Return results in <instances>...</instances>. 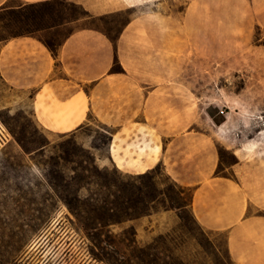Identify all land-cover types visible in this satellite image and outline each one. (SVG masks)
Listing matches in <instances>:
<instances>
[{
    "label": "rangeland",
    "instance_id": "374dc122",
    "mask_svg": "<svg viewBox=\"0 0 264 264\" xmlns=\"http://www.w3.org/2000/svg\"><path fill=\"white\" fill-rule=\"evenodd\" d=\"M71 3L52 0L37 7L45 14L53 11L54 19L46 17L43 27H53L38 31L36 37L56 47L82 28L115 37L136 12L127 8L88 18ZM140 8L158 17L171 16L174 48L166 70L197 101L195 130L211 134L214 124L223 125L216 145L217 174L230 176L236 155H248L249 161L264 166V28L238 24L232 18V0H160ZM240 8L244 13L246 6ZM78 15L81 18L75 19ZM0 120L9 134L0 150V264H100L91 258L85 234L59 196L76 202L74 193L84 197L88 190L99 189L106 171L132 175L96 160L106 154L113 129L92 119L76 133L47 131L37 124L27 91L13 93L1 79ZM232 138L236 148L248 143L247 150L235 155L223 145ZM153 172L157 188L168 189L172 179L164 168L158 164ZM180 197L187 202L189 192L184 190ZM159 201L156 212L123 224L135 227L140 245L155 241L170 263L235 264L227 254L225 232L205 230L188 208L165 210Z\"/></svg>",
    "mask_w": 264,
    "mask_h": 264
},
{
    "label": "crops",
    "instance_id": "0c3cea01",
    "mask_svg": "<svg viewBox=\"0 0 264 264\" xmlns=\"http://www.w3.org/2000/svg\"><path fill=\"white\" fill-rule=\"evenodd\" d=\"M11 1L0 0V7ZM68 1L92 16L127 8L136 12L115 43L90 28L72 32L56 55L35 37L0 41V79L13 93L27 91L33 116L47 131L76 133L92 119L113 129L106 154L96 157L102 166L110 163L122 173L140 175L161 165L174 182L194 189L196 222L226 233V250L235 264H264V214L259 212L264 210V166L236 155L248 143L236 148L232 138L223 145L238 161L230 166V176L216 174L223 125L214 124L211 134L195 130L197 101L166 70L174 48L171 16L140 10L160 0ZM232 18L264 28V0H232ZM115 59L122 72L110 71Z\"/></svg>",
    "mask_w": 264,
    "mask_h": 264
},
{
    "label": "trees",
    "instance_id": "16d2710c",
    "mask_svg": "<svg viewBox=\"0 0 264 264\" xmlns=\"http://www.w3.org/2000/svg\"><path fill=\"white\" fill-rule=\"evenodd\" d=\"M51 1L20 2L17 5L8 2L0 7V41L19 36H31L37 38L52 54L56 55L63 41L56 47L53 42L35 35L44 28L53 27V25L43 27L46 17L54 19L53 11L45 14L36 10L37 7L48 5ZM70 5L77 7L85 17H98L90 15L78 4L71 3ZM79 18H81L80 15L75 16V19ZM12 28L21 31L11 32L8 36L2 35V30ZM105 35L115 43L119 33L115 37ZM110 71H123L117 59L114 60ZM219 153L221 154V150ZM153 170L154 168L140 175H123L116 171H106L99 189L88 190L84 197H81L79 192L74 193L73 197L76 202L71 201L66 195L59 196L64 206L74 216L79 229L85 234L88 241V252L96 262L100 264H185L178 259L170 263L166 259L168 255L163 253L165 256H162L158 252L155 241L140 245L137 241L135 227L133 225L123 226L126 222L133 221L140 216L156 212L155 203L158 199H160L161 208L165 210L188 208L193 216L191 202L194 189L179 185L172 180L168 189L159 190ZM184 190L189 192L187 202L180 197V193Z\"/></svg>",
    "mask_w": 264,
    "mask_h": 264
},
{
    "label": "built area",
    "instance_id": "2783aa9c",
    "mask_svg": "<svg viewBox=\"0 0 264 264\" xmlns=\"http://www.w3.org/2000/svg\"><path fill=\"white\" fill-rule=\"evenodd\" d=\"M9 140V134L3 125V123L0 120V150L3 148V146L8 142Z\"/></svg>",
    "mask_w": 264,
    "mask_h": 264
}]
</instances>
